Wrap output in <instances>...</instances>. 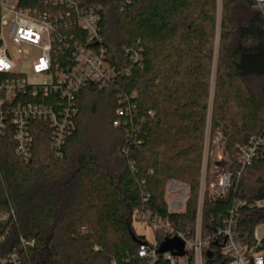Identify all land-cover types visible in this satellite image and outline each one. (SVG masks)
Segmentation results:
<instances>
[{
  "label": "trees",
  "instance_id": "1",
  "mask_svg": "<svg viewBox=\"0 0 264 264\" xmlns=\"http://www.w3.org/2000/svg\"><path fill=\"white\" fill-rule=\"evenodd\" d=\"M79 1L99 8L116 76L108 86L90 83L78 92L73 131L57 150L46 121L30 122L28 161L16 151L12 123L0 132V211L16 214V222L0 225V264L21 237L35 241L22 254L24 264H145L137 251L146 238L132 227L139 213L185 232L194 227L209 119L211 134L223 135L232 173L240 169L238 145L264 133V20L254 0H222L220 16L219 0ZM7 77L0 73V81ZM57 100L58 94H25L11 103ZM261 166L264 160L245 169L222 199L206 195L205 234L222 225L235 196L264 198V187L250 195L243 185ZM171 181L189 188L182 212L169 210ZM237 219V239L252 246L264 208L245 206ZM229 261L217 242L208 244L205 264Z\"/></svg>",
  "mask_w": 264,
  "mask_h": 264
},
{
  "label": "built area",
  "instance_id": "2",
  "mask_svg": "<svg viewBox=\"0 0 264 264\" xmlns=\"http://www.w3.org/2000/svg\"><path fill=\"white\" fill-rule=\"evenodd\" d=\"M254 3L264 20V0H254ZM101 28L99 8L84 7L79 0H0V73L8 75L0 81V132L4 133L12 123L16 151L25 160L31 157L34 140L31 121L48 122L52 129L51 148L57 150L73 131L74 101L78 92L90 83L103 87L115 79L116 72L107 61ZM29 48L40 54L32 63L34 73L52 75L51 82H28L26 69L21 63L29 58ZM12 49L21 56L20 60H15ZM138 57L136 54L135 59ZM25 94L32 97L58 94L60 100L49 104L11 103L14 98ZM116 113L118 117L125 115L122 109H117ZM114 125H120V120L114 121ZM238 153L240 169L235 173L228 169V157L224 153L212 161L210 172L209 161H202L195 223L191 231L179 230L146 211L137 215V220L147 222L156 234L154 241L145 239L139 243L137 253L145 264H177L190 257L194 264H205L204 251L211 241L217 242L220 253L230 259L227 264H264V223L255 227L252 246L242 245L235 235L241 208H264V198L249 200L235 196L222 225L208 234L203 231L206 195L213 200L222 199L234 189L245 169L255 161L264 160V133L253 135L246 144L238 145ZM170 183L166 194L169 210L182 212L190 191L188 188L180 190V183L171 188ZM183 189L186 193L179 195ZM8 221L16 222L12 208L0 211V225ZM172 238L184 242L183 256H177L174 251L159 252L161 244ZM20 242V246L13 248L1 264H24L22 254L28 247H33L35 241L21 237Z\"/></svg>",
  "mask_w": 264,
  "mask_h": 264
},
{
  "label": "rangeland",
  "instance_id": "3",
  "mask_svg": "<svg viewBox=\"0 0 264 264\" xmlns=\"http://www.w3.org/2000/svg\"><path fill=\"white\" fill-rule=\"evenodd\" d=\"M222 10V0H219V16L221 14ZM220 48V39H219V33H217V38L215 40V53L216 57L218 55V51ZM12 52L14 53L15 60H20L21 56L16 53L14 49H12ZM29 58L22 61L21 67L26 69V77L29 83L32 84H43L45 82H51L52 81V75L50 74H36L34 73L32 69V63L33 60L38 57L40 54L39 52H35L32 49L29 48ZM252 86L254 89H260V85L262 84L261 80L254 79L251 81ZM214 83L211 88V105L213 103L214 99ZM223 135L221 132H218L217 135L214 137L211 134V119H209V124L207 128V134H206V143L203 153V160L202 161H209V172L212 166V161H215L216 157H218L220 154H223L224 146H223ZM177 182V181H175ZM179 183V182H177ZM182 188H188L187 185L180 183L179 184ZM244 190L250 194L254 195L257 194L258 191L264 187V166L258 167L257 169H251L246 177L244 178ZM189 189V188H188ZM186 193L185 189L183 191H180L179 195H184ZM172 196V195H171ZM181 209H183V204L180 206ZM132 227L137 235L144 236L146 240L148 241H154L155 240V230L152 226H150L147 222L141 221V220H134Z\"/></svg>",
  "mask_w": 264,
  "mask_h": 264
},
{
  "label": "water",
  "instance_id": "4",
  "mask_svg": "<svg viewBox=\"0 0 264 264\" xmlns=\"http://www.w3.org/2000/svg\"><path fill=\"white\" fill-rule=\"evenodd\" d=\"M134 239L138 240L136 236H134ZM166 251H174L177 256H183L185 254L184 242L178 238L168 239L167 241L163 242L159 248L160 253Z\"/></svg>",
  "mask_w": 264,
  "mask_h": 264
},
{
  "label": "crops",
  "instance_id": "5",
  "mask_svg": "<svg viewBox=\"0 0 264 264\" xmlns=\"http://www.w3.org/2000/svg\"><path fill=\"white\" fill-rule=\"evenodd\" d=\"M177 185H178V183L175 181H171V183H170L171 188H175Z\"/></svg>",
  "mask_w": 264,
  "mask_h": 264
}]
</instances>
